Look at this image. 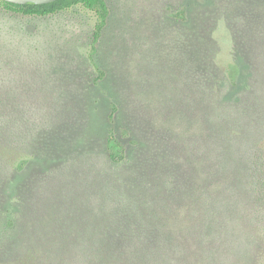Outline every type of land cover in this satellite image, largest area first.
Segmentation results:
<instances>
[{
    "label": "trees",
    "instance_id": "16d2710c",
    "mask_svg": "<svg viewBox=\"0 0 264 264\" xmlns=\"http://www.w3.org/2000/svg\"><path fill=\"white\" fill-rule=\"evenodd\" d=\"M0 3L28 16L55 15L75 6L94 11V51L110 14L107 0ZM175 17L188 23L185 9ZM167 42L175 48L172 63L162 62L157 72L165 74L161 82L150 77L146 83L163 92L154 97L153 92L142 93L143 99L132 96L129 116L138 121L126 117V135L133 131L142 143L129 151L111 126L103 158L97 151L74 150L72 143H53L57 138L70 141L72 124L64 118L57 132L34 128L22 133L15 124L16 109H33L34 98L44 105L52 96L42 83L21 86L25 73L36 75L40 58L19 56L23 43L14 47V54L12 47L1 45L0 108L10 111L0 112V164L13 170L11 155L17 146L27 151L33 146L45 157L63 156L52 172L53 196L45 214L27 208L31 221L20 219L15 232L1 224L8 183L0 167L2 264H224L220 257L227 254L248 264L252 250L264 256V0H216L197 10L187 27L166 30L162 45ZM28 50H39V45ZM96 66L99 80L104 72ZM243 67L245 81L238 89ZM10 78L20 90L6 84ZM20 91L21 96L10 94ZM39 92L44 95L37 96ZM145 107L155 114L170 108L183 113L181 122L185 117L188 128H157L158 120L147 116ZM137 108L139 119L133 113ZM118 110L119 104L112 102L111 123ZM28 188V181L20 185V190ZM19 209L27 210L23 205ZM21 235L28 241L18 239Z\"/></svg>",
    "mask_w": 264,
    "mask_h": 264
},
{
    "label": "rangeland",
    "instance_id": "374dc122",
    "mask_svg": "<svg viewBox=\"0 0 264 264\" xmlns=\"http://www.w3.org/2000/svg\"><path fill=\"white\" fill-rule=\"evenodd\" d=\"M215 1L107 0L110 14L103 34L97 42L96 51L91 47L92 31L97 18L94 11L75 6L55 15L28 16L7 11L0 3V47L1 45L7 48L12 47L10 52L14 54L16 52L14 47L18 43H23L20 47L23 49H19L23 51L17 52L19 56L32 55L36 59L40 58V63L35 66L36 75L27 77L29 74L25 73L22 82L24 85L21 86L25 88L31 85L33 88V84L41 86L42 83L45 86V93L52 96L51 102L45 100L44 105L43 101L37 100L39 98H34L37 106L33 109H16L19 116L15 119V124L22 128V133L34 128H41L42 132L50 133L53 129L56 132L61 130L60 120L64 118L72 124L67 133L70 141L64 139L62 142L57 138L53 143H56V146L57 143H72L74 150H85L88 154L97 151L102 158L107 157V138L111 126H114L121 142L129 151L135 150L137 146L135 143L142 142L136 137L138 134L133 131L126 135V117L129 116L135 104L133 101L135 97L143 99L142 93H148L150 96V92H153L152 97H154L157 93L163 92L162 89H158L159 92L153 89L152 83H146L150 77L161 82L165 74L158 75V69L162 68V62L172 63L174 59L172 55L175 48L168 46L170 42L162 45L165 31L176 26L187 27L197 10L202 11L206 6H212ZM182 9L187 12L188 23L175 17V14ZM34 43L39 45V50L24 51ZM227 59L229 60V57ZM96 64L104 72L103 78L99 80L97 79L100 72ZM171 66L173 67L172 64ZM58 69L61 74L59 77L56 76L59 75ZM169 71L172 73V68ZM244 81L245 68L243 67L238 89L244 85ZM15 83L16 81L10 78L6 84H9L10 88L20 90L15 87ZM134 85L142 88L145 86L147 90L142 92L141 88L137 91ZM21 93L20 91L10 94L21 96ZM38 95L42 97L44 93L39 92ZM132 96H135L134 99ZM127 97L132 100H128ZM112 102L119 104L114 123L110 120ZM158 107L155 104V108L158 109ZM146 110L149 113L146 114L147 116H153L158 120L157 128L172 131H177L182 126L188 128L185 117V120L181 122L183 113H175L170 108L171 112L158 111L157 115L154 110L150 111L145 107ZM1 111L7 112L10 109L0 108ZM133 113L137 117L141 116L138 115V108ZM128 118L135 123L138 121L136 117ZM2 119L0 117V126L3 125ZM164 129L163 132L166 134L167 131ZM44 142L41 144L48 145L47 141ZM53 143L50 142L49 146L52 147ZM88 144L89 147L86 150ZM0 145H4V141H0ZM17 147L11 155L13 170H9L8 167L6 169L3 162L0 164V167L4 169L2 174L7 178L8 183L3 206L4 214L1 212V224L5 230L13 229V232L18 230V225L23 220L31 221L27 208H31L29 210L32 212L39 210L45 214L47 202L53 196L52 172L58 170L63 162L59 159L63 158L60 153L59 156L51 158V153L46 154L45 157L38 150L32 149L33 146L28 151L20 146ZM55 149H52V152L57 155ZM79 153L84 155L83 152ZM24 161H26L25 166L22 169L18 168ZM26 181L29 188L20 190V185L24 186ZM20 205L27 210L21 212ZM12 225L14 227L11 228ZM22 236L18 239L27 242L28 239ZM20 251L18 250L11 260L17 259ZM246 258L248 264H264L263 254L256 250H252ZM232 259L233 257L229 254L220 257L224 264H231V262L241 264L239 260L232 261ZM2 262L3 258L0 256V264Z\"/></svg>",
    "mask_w": 264,
    "mask_h": 264
},
{
    "label": "water",
    "instance_id": "95a60500",
    "mask_svg": "<svg viewBox=\"0 0 264 264\" xmlns=\"http://www.w3.org/2000/svg\"><path fill=\"white\" fill-rule=\"evenodd\" d=\"M3 1L18 3V4H26V3L44 4V3H49V2L56 1V0H3Z\"/></svg>",
    "mask_w": 264,
    "mask_h": 264
}]
</instances>
